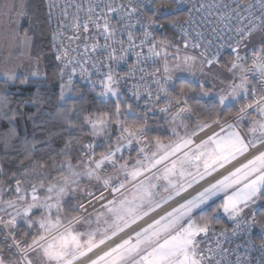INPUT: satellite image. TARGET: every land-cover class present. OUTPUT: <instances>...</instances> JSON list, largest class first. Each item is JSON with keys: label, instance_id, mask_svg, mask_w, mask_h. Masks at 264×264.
I'll return each instance as SVG.
<instances>
[{"label": "snow or ice", "instance_id": "obj_1", "mask_svg": "<svg viewBox=\"0 0 264 264\" xmlns=\"http://www.w3.org/2000/svg\"><path fill=\"white\" fill-rule=\"evenodd\" d=\"M73 7L47 5L52 96L27 6L0 9L31 66L0 69V264H253V251L264 264V0ZM77 77L103 107L78 103ZM53 98L69 137L58 148ZM240 237L226 259L221 238Z\"/></svg>", "mask_w": 264, "mask_h": 264}, {"label": "trees", "instance_id": "obj_2", "mask_svg": "<svg viewBox=\"0 0 264 264\" xmlns=\"http://www.w3.org/2000/svg\"><path fill=\"white\" fill-rule=\"evenodd\" d=\"M27 9L31 16H29L30 22L35 30L34 35L32 31L29 32L30 35H33V43L35 45L33 51H39L41 48L45 50L46 56L42 57L41 63L43 65V71L48 72L50 74V78L48 79L47 84L42 85V91L48 94L49 96H52L54 92L58 94L59 82L55 79L54 76L51 75L54 67V62L51 59V53L47 51L50 35L48 27L45 23L46 11L44 0H27ZM165 35L167 38L171 36L175 37V35L169 31H165ZM175 39L178 41V38L175 37ZM74 87H78L80 89V93L77 96L78 103H80L79 95L84 96V99L82 101L83 107H91L93 110H95V108L97 107H103V105L100 104L99 99L94 96V93L88 91L87 86L81 84H74ZM15 98L16 97H13V99ZM55 103V99L53 98L52 103L46 106L45 108V112L47 113L45 119L48 121V123L46 124V128L51 129L54 134L52 137V148L62 147L64 140L69 138L67 131L62 129L56 120L55 114L57 109ZM18 130L20 131L21 135H23L25 132L30 134L32 132V125L21 124ZM3 131H5V126L0 124V132ZM37 132L39 133V130H37ZM81 136L86 137V133H82L79 131L72 133L73 138ZM61 137H63V139H61ZM171 139L172 137L170 136L163 137L162 142L166 144L170 142ZM0 159H3L2 152H0ZM229 226L230 222L225 218H222L217 224V229H221V227L228 228Z\"/></svg>", "mask_w": 264, "mask_h": 264}, {"label": "rangeland", "instance_id": "obj_3", "mask_svg": "<svg viewBox=\"0 0 264 264\" xmlns=\"http://www.w3.org/2000/svg\"><path fill=\"white\" fill-rule=\"evenodd\" d=\"M18 2L27 6V0H18ZM5 3H12V0H0V9H2ZM29 16L30 13L28 12V16L22 24L23 27H28V23L30 22ZM13 26L14 24L10 23L6 17L0 16V69L5 68L6 66H13L18 67V71L25 72L31 66L23 55V49L17 44L14 36L10 32V29ZM30 31L32 30L30 29L29 32ZM167 39L176 40L173 36L168 37ZM40 70L44 72L42 63L40 64ZM218 87H223V85L218 84ZM224 218L228 220L226 217Z\"/></svg>", "mask_w": 264, "mask_h": 264}, {"label": "built area", "instance_id": "obj_4", "mask_svg": "<svg viewBox=\"0 0 264 264\" xmlns=\"http://www.w3.org/2000/svg\"><path fill=\"white\" fill-rule=\"evenodd\" d=\"M78 2H79V0H56L57 5H67V10H68L69 14L74 12L73 5L78 3ZM44 3H45V11H46V16H47V5L49 3V0H44ZM145 15L147 16L148 14H145ZM184 16L186 17L187 13H185ZM144 22L146 23L147 20L145 19ZM185 27H187V26H185ZM201 30H203V29H201ZM164 31L171 32L172 34L175 35L176 38H178V40L181 39V36L179 35V33L176 31H173L171 28H166ZM189 31H191V30L189 29ZM211 38L212 37L209 34V39H211ZM120 71H121V74H123L124 72L127 71V67L122 66ZM138 76H139V73H137V77ZM93 78L95 79L96 77L94 76ZM137 83H138V80L129 79L128 81H126L125 88L126 89L131 88L134 84H137ZM74 84H81V85H85L88 87V85L84 81H81L79 79V77H77L74 80ZM129 95H130V93H129ZM231 227H232V224H230V226L228 227L229 232L231 231ZM219 230L220 229H217V231H219ZM252 236H253V239L255 240L256 245L258 247L259 243H260V231H259V229H253L252 230ZM245 239H246L245 237L234 238L232 241L229 242V241H225L223 238H221V243H222L223 247H225L226 249L229 250L228 255L226 256V259H234L235 258V246H236V244H243ZM243 253H244V249L241 248L239 250V254L243 255ZM251 255L253 257V264H256V259H258V257H259V252L253 251L251 253Z\"/></svg>", "mask_w": 264, "mask_h": 264}]
</instances>
